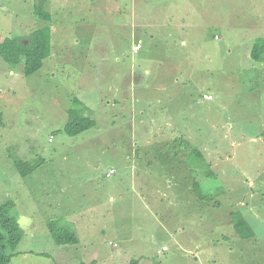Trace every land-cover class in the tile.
<instances>
[{
  "label": "rangeland",
  "instance_id": "obj_1",
  "mask_svg": "<svg viewBox=\"0 0 264 264\" xmlns=\"http://www.w3.org/2000/svg\"><path fill=\"white\" fill-rule=\"evenodd\" d=\"M43 27L38 72L0 59V206L22 234L9 264H264V63L250 59L264 0H0V43ZM81 107L94 126L70 137ZM18 161L38 167L21 177ZM49 222L78 244H55Z\"/></svg>",
  "mask_w": 264,
  "mask_h": 264
},
{
  "label": "trees",
  "instance_id": "obj_2",
  "mask_svg": "<svg viewBox=\"0 0 264 264\" xmlns=\"http://www.w3.org/2000/svg\"><path fill=\"white\" fill-rule=\"evenodd\" d=\"M33 13L36 18L44 20V22L50 21V14L44 12L40 8H34ZM50 42L51 34L49 27L36 29L25 35L7 37L0 43V59L11 68H14L20 64V62H23V74L25 76L33 75L40 70L43 60L50 56ZM250 59L254 63H264V39L257 40L255 44H253L250 52ZM84 110L85 109L81 107L77 108V110L71 109L68 111V113L72 115V118L70 117L71 119L68 120L64 126V132L68 136H77L94 126L93 120L89 119V117L83 116ZM193 152L194 158L195 154H197L203 159L200 152L194 150ZM190 156L191 153L189 154V158ZM25 165L26 163L21 161L14 163V168L21 177H27L38 167V165H35V167H29L27 170H24L23 168ZM189 169V173H195L193 172L194 169H191L190 166ZM192 187L194 194L200 195L199 193L196 194L198 187L196 180H194ZM199 200L207 201V198L203 200L200 197ZM210 202H213V199H210ZM12 207V205L0 206V264H9L12 259L17 256V253L14 252L22 237L21 228L16 218L11 215ZM232 218L233 227H235L240 239L247 240L255 236L252 228H250V225L244 218V222H242L236 214L233 215ZM47 230L50 237L57 245H76L79 242L74 232L64 228H58L51 222L47 224ZM6 251H9V253L6 254ZM79 264L97 263L92 261ZM128 264H139V261L134 259Z\"/></svg>",
  "mask_w": 264,
  "mask_h": 264
},
{
  "label": "crops",
  "instance_id": "obj_3",
  "mask_svg": "<svg viewBox=\"0 0 264 264\" xmlns=\"http://www.w3.org/2000/svg\"><path fill=\"white\" fill-rule=\"evenodd\" d=\"M33 181L34 182L32 183V186H34V185L41 186L42 183H46L47 184V182H48V180H33ZM193 182H194V180H147L148 185L151 186L154 189L155 192H163V193L166 194L167 193L166 192L167 191L166 188H168L169 189L168 191H173L174 192V194L176 195L175 196L176 198L177 197L181 198L182 196H186V199H188V196L190 194H192V193L194 194L193 187H192ZM160 187H162L163 190H161ZM45 192H48V191L46 190ZM145 192L148 193V191H147L146 188H145ZM193 198L196 199V201L198 200L194 195H193ZM186 199L180 200V201L181 202L187 201ZM214 202H216V201L213 200L212 203H214ZM212 206L219 207L218 204H215V205L212 204ZM252 231L254 233V230H252ZM253 238L255 239V236H253L252 238H250V240H252ZM247 240H249V239H247ZM168 250L169 249L167 248L166 251L161 252V253H167Z\"/></svg>",
  "mask_w": 264,
  "mask_h": 264
},
{
  "label": "built area",
  "instance_id": "obj_4",
  "mask_svg": "<svg viewBox=\"0 0 264 264\" xmlns=\"http://www.w3.org/2000/svg\"><path fill=\"white\" fill-rule=\"evenodd\" d=\"M137 47H138V46L134 47V50H135V51L138 50L139 47H138V48H137ZM204 99H208V100H210V99H211V96H204ZM112 173H113V171L110 172V174H112ZM110 174H109V175H110ZM162 251H166V248L163 247V248H162Z\"/></svg>",
  "mask_w": 264,
  "mask_h": 264
},
{
  "label": "clouds",
  "instance_id": "obj_5",
  "mask_svg": "<svg viewBox=\"0 0 264 264\" xmlns=\"http://www.w3.org/2000/svg\"><path fill=\"white\" fill-rule=\"evenodd\" d=\"M137 45H135V46H133V51L135 52V50H134V47H136ZM137 51V50H136ZM210 96V95H209ZM203 98H204V96H203ZM212 98V97H211ZM207 100V99H206ZM166 248V247H165ZM167 249V248H166Z\"/></svg>",
  "mask_w": 264,
  "mask_h": 264
}]
</instances>
